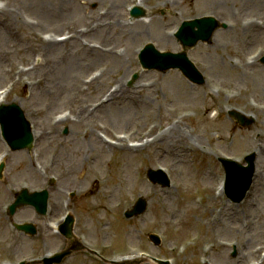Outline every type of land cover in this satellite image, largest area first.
<instances>
[{
  "label": "rangeland",
  "instance_id": "374dc122",
  "mask_svg": "<svg viewBox=\"0 0 264 264\" xmlns=\"http://www.w3.org/2000/svg\"><path fill=\"white\" fill-rule=\"evenodd\" d=\"M136 1L0 0L3 102L18 103L33 131L40 132L31 151L9 150L0 135V155L5 153L0 202L22 185L49 191L45 216L34 212L33 217L30 208L17 212V219H34L37 233L30 239L16 236L20 241L3 248L0 263L44 257L69 245L72 253L57 264H158L153 257L170 264H264V63L259 61L264 0ZM133 5L151 21L137 26L138 18L128 14ZM107 7L126 23L105 16L96 22ZM202 15L226 25L209 43L186 50L204 75L202 84L176 68L160 72L140 66L137 54L145 43L179 51L173 31L182 20ZM76 33L78 41L41 50L42 37ZM117 79L121 93L103 102ZM83 108L87 112L78 118ZM228 109L252 123L238 125ZM174 123L181 140L149 141L133 151L97 136L144 142L156 135L151 129L167 133ZM249 152L255 153L251 187L233 203L218 195L224 175L217 158L240 161ZM157 167L168 174L169 186L147 179L148 170ZM96 189L100 192L91 196ZM138 197L146 200V211L125 218ZM66 212L74 218L77 244L52 228ZM0 227V242H9L2 217ZM128 249L136 257L123 260Z\"/></svg>",
  "mask_w": 264,
  "mask_h": 264
},
{
  "label": "water",
  "instance_id": "95a60500",
  "mask_svg": "<svg viewBox=\"0 0 264 264\" xmlns=\"http://www.w3.org/2000/svg\"><path fill=\"white\" fill-rule=\"evenodd\" d=\"M134 15L139 16L142 11L138 8L133 10ZM224 27L225 24H219L213 17H202L197 19L185 20L176 33V38L183 45L184 50L180 53L173 54L170 52H158L153 45L148 44L139 55L142 66L146 68H155L160 71H165L169 68L177 67L184 76L195 83L204 81L202 75L192 62L187 58L185 50L193 46L197 41L210 42L212 34L217 27ZM264 62V57L261 59ZM230 114L242 125H247L251 120H247L236 112ZM0 129L3 138L9 144L11 149L30 148L33 140L32 131L29 121L25 118L21 108L15 104H0ZM225 173V194L232 201L241 200L248 190L251 179L254 173V154L251 153L244 157L247 165L225 158H219ZM148 177L153 182H160L162 185L167 184L165 176L160 171H148ZM48 198L47 190L34 191L28 194L23 189L13 202L15 204H33L36 211L44 214ZM146 202L139 198L133 208L125 212L126 217L137 215L144 211ZM66 223V224H65ZM60 227V231L67 238H72V217L68 216L67 220ZM151 238L156 241V236L151 235ZM71 253V250L66 249L60 255L54 258L45 259V264L59 262L64 256ZM22 264V263H21Z\"/></svg>",
  "mask_w": 264,
  "mask_h": 264
},
{
  "label": "bare ground",
  "instance_id": "6f19581e",
  "mask_svg": "<svg viewBox=\"0 0 264 264\" xmlns=\"http://www.w3.org/2000/svg\"><path fill=\"white\" fill-rule=\"evenodd\" d=\"M147 1H151V0H137L136 3L138 5H143L145 4V2ZM156 1V0H155ZM106 17L107 19H113V17L116 19V21L120 22V24H125L126 22L124 21H120L118 18H117V14L114 10L111 9L110 11V8L107 7L106 10H104V12H102L101 14H97V17L95 18V21L96 22H99L102 18L101 17ZM151 21V19H148L147 16L145 17H141V18H138L136 21H135V24L137 26H142L144 25L145 23H149ZM113 23V22H112ZM115 24V23H114ZM78 37H79V34L76 33L75 35H68V36H63V37H60V38H55L54 35L52 34H49L46 38L42 37L40 38V41L42 42V47H41V50L43 49L44 51L50 47V46H53L59 42H66L68 41L70 38H72L73 41H78ZM124 63L125 62H128L129 60L128 59H121ZM20 74L22 73H18V75L20 76ZM117 84L113 86L112 89H110L106 95V98L103 100V102H109L110 100L112 99H115L117 97L118 94H120V90L122 89V83L120 82L119 79L116 80ZM3 100V99H2ZM0 99V101H2ZM102 102V103H103ZM101 103V105H102ZM85 111L84 108L79 111L77 113V117L79 118L82 114H84ZM69 119V118H67ZM70 120V119H69ZM156 129L153 128L151 129V134H156L154 137H152L150 140H146L143 143L141 144H134V145H129V144H126L125 141H126V137L123 135V136H120L121 137V142H117V141H114V140H110V139H106V141L112 143V144H116V145H120L124 150H127V151H133V150H136L138 148H141L143 145L147 144L149 141L152 142V141H156V140H164L168 137H179L180 140L183 138V135L181 133V129L180 127L178 126L177 123H174L170 128L169 130L167 131V133H155ZM44 132V131H43ZM35 134H40V132L34 130V136ZM97 136H99L100 139H102L103 137L99 134H97ZM184 149V148H183ZM182 149V151H183ZM185 150V149H184ZM130 163H127L125 164L126 167L129 166ZM94 185H98V182L96 180H94ZM218 191L220 193V187L218 188ZM100 190L99 189H96L95 191L92 192L91 196H95L94 194H97L99 193ZM0 196H1V193H0ZM106 196V195H105ZM210 198H213V196H209V199ZM106 207L107 209L109 210H112L114 206H112L108 200L106 199ZM134 250L133 249H128L127 253H132L133 254ZM132 257H135V256H132ZM126 259H131L130 257H127Z\"/></svg>",
  "mask_w": 264,
  "mask_h": 264
},
{
  "label": "flooded vegetation",
  "instance_id": "af4514ba",
  "mask_svg": "<svg viewBox=\"0 0 264 264\" xmlns=\"http://www.w3.org/2000/svg\"><path fill=\"white\" fill-rule=\"evenodd\" d=\"M3 212H4V215L7 217V213H6V210L4 209L3 210ZM0 217H1V213H0ZM5 219L4 218H2V223H3V227L5 228V230H6V224H5ZM9 224H10V221H9ZM1 228V227H0ZM16 231V230H15ZM14 231V232H15ZM16 233V235L14 234V235H12L11 236V239H12V241H11V239H10V241L9 242H0V253L3 251V248H6V247H10V248H12L13 246H16L17 245V243L16 244H13L12 242L13 241H17V242H19L20 240H17V237H19V238H21V236L22 235H24L22 232H20V231H16L15 232ZM17 236V237H16Z\"/></svg>",
  "mask_w": 264,
  "mask_h": 264
}]
</instances>
